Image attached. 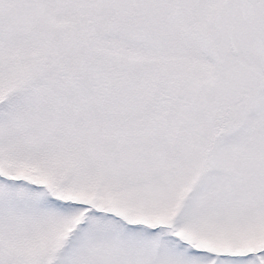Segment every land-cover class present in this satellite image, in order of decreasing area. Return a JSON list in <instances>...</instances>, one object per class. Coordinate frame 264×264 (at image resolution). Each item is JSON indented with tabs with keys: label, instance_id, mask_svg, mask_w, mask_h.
Returning a JSON list of instances; mask_svg holds the SVG:
<instances>
[{
	"label": "snow or ice",
	"instance_id": "1",
	"mask_svg": "<svg viewBox=\"0 0 264 264\" xmlns=\"http://www.w3.org/2000/svg\"><path fill=\"white\" fill-rule=\"evenodd\" d=\"M0 264H264V0H0Z\"/></svg>",
	"mask_w": 264,
	"mask_h": 264
}]
</instances>
